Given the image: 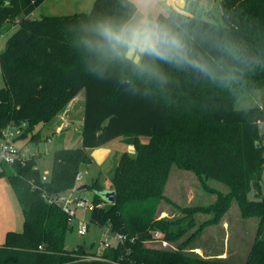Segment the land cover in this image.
Returning <instances> with one entry per match:
<instances>
[{
	"label": "trees",
	"instance_id": "16d2710c",
	"mask_svg": "<svg viewBox=\"0 0 264 264\" xmlns=\"http://www.w3.org/2000/svg\"><path fill=\"white\" fill-rule=\"evenodd\" d=\"M44 1L0 0V33L16 26L0 51V141L8 126L28 122L26 135L35 125L49 123L83 90L80 147L54 151L46 181L34 156L2 165L0 178L10 184L23 223L20 232L6 233L0 264H232L227 258L199 256L192 244L199 231L219 222L231 200L244 217L258 219L257 234L264 233V199H247L251 188L260 194L264 152L257 144L264 103L237 107L242 96L264 90V0L241 3L252 13L251 26L230 24L225 10L235 0L220 1L222 23L175 10L157 16L156 23L179 34L209 64L211 76L149 57H141V67L86 50L81 38L91 35L88 29L102 21L120 26L133 17L131 0H94L89 13L31 17ZM209 127L214 134L203 135ZM39 135L32 139L38 141ZM116 139L132 145L135 155L124 152L116 162L109 183L114 204L99 194L105 190L99 178L86 186L93 192L89 221L126 238L104 249L103 260L87 261L85 256L95 252L66 248L72 218L50 200L75 188L80 166L93 161L91 150ZM173 167L193 171L204 193L217 192L208 187L209 179L229 189L209 204L178 205L165 194ZM163 203L181 216L161 217ZM199 212L213 215L196 227ZM154 232L176 244L190 234L168 250L144 243ZM243 264H264V238L257 236Z\"/></svg>",
	"mask_w": 264,
	"mask_h": 264
},
{
	"label": "rangeland",
	"instance_id": "374dc122",
	"mask_svg": "<svg viewBox=\"0 0 264 264\" xmlns=\"http://www.w3.org/2000/svg\"><path fill=\"white\" fill-rule=\"evenodd\" d=\"M10 1V0H4ZM86 1V0H85ZM84 0H48L43 2L42 6L35 10L33 13L34 19H40L43 16H66L75 13H89L90 2L85 4ZM220 1L214 5L212 2H206L203 0H188V9H193L195 15L204 20L210 19L213 22L222 23V9ZM244 0H235V5L227 8L226 15L230 20L231 25H235L239 22L240 25L251 24L252 13L241 3ZM210 7L212 11L211 15L207 16L205 8ZM135 16L131 21L136 19ZM251 26V25H250ZM251 28V27H250ZM16 29V28H15ZM252 30V29H251ZM15 31V30H14ZM13 29L5 30L0 33V51L5 49L6 40L14 32ZM260 32H262L260 30ZM264 35V31H263ZM264 38V37H263ZM255 73L262 75L261 70H255ZM3 79L0 74V88L3 87ZM84 92L81 91L75 98V110L72 113V127L63 130L62 132H55V125L58 124L56 117L50 123L37 124L30 131L26 132V138L20 139V136L25 133L28 129V122L20 124L22 128L20 136L14 135L17 125H11L9 131L13 136H9L8 140L11 142L25 157H35L36 165L41 175L50 174L53 152L64 148H76L80 147V135L81 131V112L83 109ZM240 101H244L241 105ZM250 103L262 105L264 103V90L254 92L252 94L244 95L239 99L237 107H246ZM261 131V143L258 147L262 148L264 152V123L260 124ZM40 133L39 140H33L32 137L36 133ZM213 127H209L203 132V135L210 136L214 134ZM142 143H147V138H141ZM184 146H188L185 141ZM120 147V148H119ZM126 152L129 155H135V149L132 145L123 144L118 139L109 142L108 144L90 151L91 157L94 160L91 164H82L79 168V173L82 174V180L76 182L77 187L79 186H91L96 178H99V182L106 191L110 188V178L113 173L115 164L119 156ZM92 153V154H91ZM92 158V159H93ZM264 159V153H263ZM264 167V164H263ZM208 187L215 189L217 192L204 193L201 188V183L189 169H177L172 168L171 175L166 185L165 194L175 203L182 204L183 206H194L197 204H209L213 202L218 194H225L229 187L215 179H209L207 181ZM234 192H241L240 187L230 186ZM255 189L247 193V199L250 201H256L258 199H264V171L261 177L260 194L256 196ZM79 195V196H78ZM76 195L86 200L87 203L91 202L93 192L90 189H84ZM161 210L164 212L161 217L166 216H181L180 213L175 211L172 207L163 203ZM236 200H231L230 205L227 207L225 212L220 216L218 223H210V225L204 227L202 231L197 233L193 246L194 252L199 256H207L209 259L222 258L226 259L232 264H243L247 258V255L252 248V245L257 240V236L260 239L264 238L263 234H257V228L259 225L258 219L252 217H244ZM212 213L199 212L195 215L196 227L205 219L210 220ZM90 211L77 210L75 217L71 219V228L65 235V246L69 250L83 246L90 248L92 252H97L100 248L101 243L104 241L106 234H108V228H99L89 221ZM88 224V230L85 235L80 236L77 234V228L80 222ZM23 216L19 204L16 200L14 192L5 178H0V245L4 243L6 233L9 231L20 232L22 230ZM195 227V228H196ZM190 232L182 237L178 242L185 239ZM114 238V234H110ZM150 247L155 248H168V250H175L178 246L176 243H170L167 241L165 247L155 244L153 237L145 240ZM111 245L115 242L110 239Z\"/></svg>",
	"mask_w": 264,
	"mask_h": 264
},
{
	"label": "clouds",
	"instance_id": "9594fccd",
	"mask_svg": "<svg viewBox=\"0 0 264 264\" xmlns=\"http://www.w3.org/2000/svg\"><path fill=\"white\" fill-rule=\"evenodd\" d=\"M135 2L145 4L150 0H135ZM87 31L91 35L81 38L86 50L116 59H132L137 65H140L137 57H149L167 63L186 65L194 72L206 76L213 74L209 64L197 58L179 34L149 19L146 13L141 18L120 26L111 21H102ZM129 53L132 54L131 57ZM154 74L158 75V73Z\"/></svg>",
	"mask_w": 264,
	"mask_h": 264
},
{
	"label": "built area",
	"instance_id": "2783aa9c",
	"mask_svg": "<svg viewBox=\"0 0 264 264\" xmlns=\"http://www.w3.org/2000/svg\"><path fill=\"white\" fill-rule=\"evenodd\" d=\"M8 126L2 133V139L0 141V170L2 165H11L18 159H23L25 156L18 150L11 142H9L8 138L9 136H13L12 133L9 131ZM22 128L18 126L15 131L14 135L20 136ZM42 181H46L48 179L47 174H43L41 177ZM82 180V174L78 173L75 177V182H79ZM75 188H73L70 192L66 194H62L60 196H57L50 200L53 204L58 205L61 210L69 217L74 218L77 210H86V211H92L94 206L92 202L87 203L86 200H84L81 197L76 196L75 194ZM88 230V224L85 222H80L79 226L77 228V234L80 236H83L86 234ZM109 232V231H108ZM111 233L106 234V237L104 241L101 243L100 248L97 252H102L104 249L108 248L109 246H114L118 243H122L125 240L124 235H117L114 234V238L110 236ZM154 243L161 245L165 247L167 245V241L160 238L159 232H154L152 234ZM110 239H112L115 244L111 245ZM84 260H103L100 257L99 253L90 254L88 256H85Z\"/></svg>",
	"mask_w": 264,
	"mask_h": 264
},
{
	"label": "crops",
	"instance_id": "0c3cea01",
	"mask_svg": "<svg viewBox=\"0 0 264 264\" xmlns=\"http://www.w3.org/2000/svg\"><path fill=\"white\" fill-rule=\"evenodd\" d=\"M46 1H48V0H45L44 2H46ZM131 1L136 6V12L133 15V17L127 23L131 22V20L135 16H137L136 19L141 18L145 13L147 14L149 19H152L156 22V18L158 15H167L171 10H175V11H177L181 14L187 15V16L197 17L195 15L193 9H188V0H150V2L145 3V4H138L135 2V0H131ZM203 1L212 2L214 5H216L218 3V0H203ZM88 2H90L89 4H90V8H91L94 0H86L85 4L87 5ZM42 5L43 4H41L39 7H41ZM39 7H37L36 9H38ZM36 9H34V11L31 13V17H33V18H34L33 13L35 12ZM205 11H206L205 13L207 14V16L209 18V16L212 13V11L210 10V7H206ZM208 20H210V19H208ZM15 28H16V26H13V28H12L13 31L15 30ZM129 56L131 57L132 54L129 53ZM137 59H139V61H140L141 57H137ZM130 60H132V59H130ZM76 96L66 105V107L58 115H56L52 119V120H54L56 117H58V119L56 120V122L58 124L55 125V132H62L63 130L68 129L69 127H72V113L75 110V98H76ZM84 99H85V96H84ZM84 99H83V109L80 110L81 116H82V117H80L81 118V127H82V122H83ZM79 135H80V131H79ZM118 140L122 142L121 139H118ZM92 158H93V156H92ZM93 160H94V158H93ZM79 187H77V184H76V186H75V191H76L75 194L76 195H78L80 192V191H78Z\"/></svg>",
	"mask_w": 264,
	"mask_h": 264
},
{
	"label": "water",
	"instance_id": "95a60500",
	"mask_svg": "<svg viewBox=\"0 0 264 264\" xmlns=\"http://www.w3.org/2000/svg\"><path fill=\"white\" fill-rule=\"evenodd\" d=\"M128 85V82H125V83H123L122 85H120V89H123V88H125L126 86ZM24 138H26V135L25 134H23V135H21L20 136V139H24ZM257 147H258V144H257ZM84 189H86V186H80L79 188H78V191H81V190H84ZM101 196H102V198L107 202V203H110V204H114V202H115V193L113 192V191H110V190H108V191H106V190H104L103 192H101V193H99Z\"/></svg>",
	"mask_w": 264,
	"mask_h": 264
}]
</instances>
